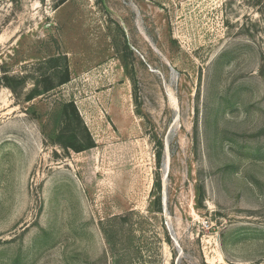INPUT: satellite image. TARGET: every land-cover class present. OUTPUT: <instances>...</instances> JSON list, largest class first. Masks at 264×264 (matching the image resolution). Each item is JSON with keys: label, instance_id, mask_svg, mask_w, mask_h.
Instances as JSON below:
<instances>
[{"label": "rangeland", "instance_id": "374dc122", "mask_svg": "<svg viewBox=\"0 0 264 264\" xmlns=\"http://www.w3.org/2000/svg\"><path fill=\"white\" fill-rule=\"evenodd\" d=\"M57 2L0 0V264H264V0Z\"/></svg>", "mask_w": 264, "mask_h": 264}, {"label": "trees", "instance_id": "16d2710c", "mask_svg": "<svg viewBox=\"0 0 264 264\" xmlns=\"http://www.w3.org/2000/svg\"><path fill=\"white\" fill-rule=\"evenodd\" d=\"M68 0H58V2H57V4H56V6L54 7V9H57V8H59L60 6H62L63 4H65L66 2H67ZM69 80H70V78H69V72H68V69H67V67H66V71H65V75L63 76V78H62V81H61V83H60V85H62V84H66L67 82H69ZM53 89V87H50L49 89H47V91H49V90H52ZM67 106H69V107H71L73 110H74V112L78 115V117H79V114H78V112H77V109L75 108V105L71 102V103H68L67 104ZM95 147V144H94V142H93V140L90 138V142H89V144H88V146L86 147V148H82L81 146H79V145H68L67 147H65V148H67V149H71V150H73L75 153H79V152H83V151H86V150H90V149H92V148H94ZM156 160H157V168L158 169H160V166H161V164H162V151H160V152H158L157 154H156ZM160 211V210H159ZM102 233H103V235L105 236V238H106V240H107V242H108V244L111 246V247H113L114 248V243H112V241L114 242V240H113V238L116 236L114 233H115V229H114V227L113 226H104L103 228H102ZM136 239H137V243H136ZM142 239H143V237H141V236H136L134 233H133V231H131V238H129V240L128 241H130V243H129V245H128V247H132L133 248V253L135 254V255H137V256H140L141 255V253H142V248L140 247V244L142 243ZM112 240V241H111ZM116 243V242H115ZM114 244V245H113ZM117 244H119L120 246H121V244L120 243H117Z\"/></svg>", "mask_w": 264, "mask_h": 264}, {"label": "crops", "instance_id": "0c3cea01", "mask_svg": "<svg viewBox=\"0 0 264 264\" xmlns=\"http://www.w3.org/2000/svg\"><path fill=\"white\" fill-rule=\"evenodd\" d=\"M63 5H64V4H63ZM70 72H71V77H70L69 82L66 83L67 85H70V84L74 81V80H73L74 76H73V74H72L73 71H72V68H71V67H70ZM93 80H94V79H93ZM66 84H65V85H66ZM82 120H83V119H82ZM85 124H86V123H85ZM93 142H94V144H95V148H96L97 143H96V141H95L94 139H93ZM95 148H94V149H95Z\"/></svg>", "mask_w": 264, "mask_h": 264}]
</instances>
